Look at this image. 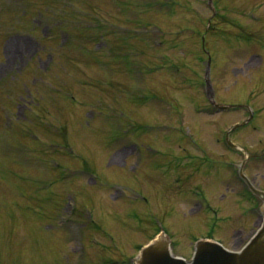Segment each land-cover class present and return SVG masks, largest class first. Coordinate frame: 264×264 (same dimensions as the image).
I'll return each instance as SVG.
<instances>
[{
    "label": "rangeland",
    "instance_id": "374dc122",
    "mask_svg": "<svg viewBox=\"0 0 264 264\" xmlns=\"http://www.w3.org/2000/svg\"><path fill=\"white\" fill-rule=\"evenodd\" d=\"M22 1L0 0V264H131L160 228L240 249L260 199L224 134L256 112L232 137L264 189V0Z\"/></svg>",
    "mask_w": 264,
    "mask_h": 264
},
{
    "label": "water",
    "instance_id": "95a60500",
    "mask_svg": "<svg viewBox=\"0 0 264 264\" xmlns=\"http://www.w3.org/2000/svg\"><path fill=\"white\" fill-rule=\"evenodd\" d=\"M141 264H264V228L241 252H231L222 246L203 242L193 263L170 256L163 244L152 245L144 251Z\"/></svg>",
    "mask_w": 264,
    "mask_h": 264
}]
</instances>
